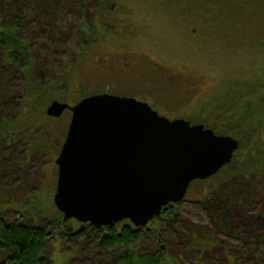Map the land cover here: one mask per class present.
Returning a JSON list of instances; mask_svg holds the SVG:
<instances>
[{
  "label": "rangeland",
  "instance_id": "374dc122",
  "mask_svg": "<svg viewBox=\"0 0 264 264\" xmlns=\"http://www.w3.org/2000/svg\"><path fill=\"white\" fill-rule=\"evenodd\" d=\"M40 1L36 7L39 22L55 21L48 14L52 8L55 15L57 11L65 13L80 30L77 27L39 30L27 22L20 31L28 39L35 62L37 89L32 97L27 95L23 99L25 76L16 66L5 65V72L0 73L7 77L9 93L3 98L0 113L9 130L26 126L24 135L38 132L39 139V142L34 138L25 140L20 135L0 140V214L6 220L49 223L48 218L57 210L53 202L56 187L53 167L56 176L55 159L66 136L71 112L66 110L57 118L47 115L46 109L55 98L74 105L88 94L102 92L106 84L116 85L117 93L166 106L159 111L171 119H202L219 128L241 122L229 131L236 139L242 137L244 144L232 163L239 168L244 162L264 160V0H108L114 8L109 17L101 15L96 32L92 33L96 40L85 47L78 44L81 28L90 29L91 26L87 27L90 16L105 0ZM15 2L0 0L1 21ZM10 22L9 19L4 25ZM123 52L127 60L135 63L134 72L114 73L116 70L109 68L116 69L121 60H113V56ZM253 141L260 149L258 155L255 147L250 150ZM252 172L246 174L242 169L228 173L230 176L222 174L224 181L219 190H228L234 197L249 191L262 192L264 174ZM210 183H191L185 199L173 204L185 220L212 224L213 203L209 198L205 204L197 202ZM27 201L28 204H23ZM23 205L29 210L21 214L18 209ZM248 205L253 210L257 206ZM241 223L242 216L236 214L228 238H243ZM152 245L147 240L140 249L151 251ZM79 246L71 240L55 238L46 255L52 264L67 261L85 264ZM160 246L166 247L164 242ZM3 258L0 253V264Z\"/></svg>",
  "mask_w": 264,
  "mask_h": 264
},
{
  "label": "water",
  "instance_id": "95a60500",
  "mask_svg": "<svg viewBox=\"0 0 264 264\" xmlns=\"http://www.w3.org/2000/svg\"><path fill=\"white\" fill-rule=\"evenodd\" d=\"M72 112L55 162L53 202L63 220L96 227L122 220L147 227L185 199L194 180L232 162L239 141L204 124L169 119L134 97L99 93L76 104L53 100L46 114Z\"/></svg>",
  "mask_w": 264,
  "mask_h": 264
},
{
  "label": "trees",
  "instance_id": "16d2710c",
  "mask_svg": "<svg viewBox=\"0 0 264 264\" xmlns=\"http://www.w3.org/2000/svg\"><path fill=\"white\" fill-rule=\"evenodd\" d=\"M21 1L22 4L20 0L16 2L19 8L17 12L22 15L18 22L25 17L26 0ZM12 10H6L3 21L0 18V73L5 72L3 68L5 65L16 66L25 76L24 95L32 97L37 88L34 80L35 62L28 39L21 35L20 30L4 25L12 17ZM92 19L90 16L87 27L92 25ZM94 32L95 27H90L89 30L81 28L82 47L95 42V35L92 34ZM7 85V77L0 74V112L3 98L9 93ZM245 118L240 121H244ZM4 119V115L0 113V140L15 137L16 134L9 130ZM185 119L190 120L192 124L203 123L216 134L223 135H230L229 131L241 123L219 128L206 124L202 119L199 121L187 117ZM37 134L38 132L33 134L30 139L34 138L39 142ZM241 138L238 139L239 146L235 154L244 146ZM255 144L256 141H253L250 150L255 147L258 155L260 149L257 148L258 145L254 146ZM263 161L260 158L252 164L244 162L239 168L235 167L232 161L212 177L192 182L193 184L211 182L202 190V197L197 200L205 204L209 198L213 203L210 206L211 225L185 220L183 215L175 210L173 204L164 206L161 215L152 220L147 227L135 226L130 220L96 227L89 222L82 223L75 219L63 220V214L58 210L48 218L49 223L44 224H28L21 219L8 221L0 214V253L4 254L1 264L6 261L13 264H52L46 253L50 242L61 237L80 245L79 254L85 264H264V190L256 193L249 191L239 197H234L228 190H219V185L224 181L221 179L222 174L230 176L228 173L234 174L242 169L246 174L253 173L252 171L264 174ZM256 165L258 167L253 169ZM212 179L215 181H211ZM250 203L257 204L254 210L248 207ZM23 204H28V201ZM27 209L23 205L22 209L18 210L24 214V211L29 210ZM236 214L242 216L241 227L244 236L241 240L228 238ZM147 240L153 244L154 248L151 251L140 249V245ZM162 242L166 247L160 246ZM174 246H177V250H173Z\"/></svg>",
  "mask_w": 264,
  "mask_h": 264
},
{
  "label": "flooded vegetation",
  "instance_id": "af4514ba",
  "mask_svg": "<svg viewBox=\"0 0 264 264\" xmlns=\"http://www.w3.org/2000/svg\"><path fill=\"white\" fill-rule=\"evenodd\" d=\"M40 1V0H39ZM42 2H45V3H47V0H41L40 1V3H42ZM20 3L22 4V1L20 0ZM25 6H24V9H25V17L23 18V19H21V21L20 22H18V20L20 19V17L22 16H20L19 14H21V13H18L17 12V10L19 9L17 6H16V2H15V6H14V8H13V13H12V17L10 18L11 19V22L8 24V27L9 28H14V29H18V30H22V29H24L25 28V26H26V23L28 22L29 23V26L31 27V28H33V29H39V30H41V29H51V28H57V29H64V28H66V27H68V28H74V27H77L78 25H76L75 23H70V19L69 18H67V16H66V14L65 13H59L58 14V11H57V15H55L54 14V11H53V9L52 8H49V11H48V14L49 15H51V16H54V22L53 21H48V22H46V23H41V22H39V18H38V13H40L39 12V9H37L36 7H38L39 6V2H38V0H26L25 2ZM101 5V6H100ZM33 6H34V8H33ZM52 7V6H51ZM18 8V9H17ZM114 8V5H110L109 3H108V0H105L104 2H102V3H99V8H98V10H96L95 11V13L92 15V25H91V27H97L96 25H97V23H99L98 21H100L101 19H100V17H101V15L104 13V14H106V16H108L109 17V12H110V10H112ZM21 9V8H20ZM35 9V10H34ZM24 20L26 21L25 23H24ZM48 20H50V17L48 18ZM67 22V23H66ZM102 24V23H101ZM103 25H105L106 26V28H108V25H106V24H103ZM104 27V26H103ZM79 30H80V27H77ZM79 37V36H78ZM78 44H80V40H78ZM30 46V45H29ZM123 47H126V46H123ZM30 48H31V46H30ZM122 53V52H121ZM121 53H116V55L115 56H113V60L115 59V58H117V61L118 60H121V62H120V65H118L117 66V68L116 69H113V68H109V70H116L114 73H125V72H127V71H132V72H134L133 70H132V68L134 67V65H135V63L134 62H132L131 61V59L130 60H127V54L125 53V52H123V54H121ZM129 56V55H128ZM150 67L152 68V69H156V66L155 65H150ZM19 70V69H18ZM19 71H21V70H19ZM105 90H103L102 92H97V93H91V94H88V95H86V96H89V95H93V94H99V93H109V94H115V95H119V96H127V97H134V98H136L137 100H139V101H143V102H147L153 109H155V110H157L161 115H163L159 110H161V108L163 107V109L166 107V106H164V105H161L160 103H156V104H154V102H151V101H148V100H146L145 98H140V97H136V96H134V95H130V94H121V93H117V92H115V89H117V87H116V85H113V84H111V86L109 85V84H106L105 85ZM262 90H264V85H262ZM25 94H26V92H25ZM26 96L25 95H23V99L25 98ZM85 97V96H84ZM83 98V97H82ZM54 100H58V101H61V100H59V99H57V98H55ZM53 101V100H52ZM61 102H65V101H61ZM77 103V102H76ZM75 103V104H76ZM69 104V103H68ZM70 105V104H69ZM249 108V107H248ZM251 109V108H250ZM67 110H69V109H67ZM66 111V110H65ZM64 111V112H65ZM63 112V113H64ZM71 112V111H70ZM63 115V114H62ZM61 115V116H62ZM61 116H59V117H61ZM71 116H72V112H71ZM165 116V115H164ZM59 117H57V118H59ZM166 117H168V116H166ZM169 118V117H168ZM174 118H178V117H173V119ZM169 119H171V118H169ZM185 119V118H184ZM190 121V120H189ZM190 123H191V121H190ZM192 124V123H191ZM193 124H203V123H193ZM204 126H205V124H204ZM206 128H209V127H206ZM25 129H27L26 128V126H23L22 128H21V130H17V131H14V133H16L15 134V137H20V135H22V137L25 139V140H27V139H30L31 138V136L30 135H28V136H25L24 135V131H25ZM13 132V131H12ZM215 132V131H214ZM223 135V134H222ZM66 137V136H65ZM64 140H65V138H64ZM64 140H63V142H64ZM38 141H39V139H38ZM239 141V140H238ZM62 145H63V143L60 145V147H59V151H58V153H57V157H58V155H59V153H60V150H61V147H62ZM56 157V158H57ZM234 157H235V153H234ZM56 160V159H55ZM233 160H234V158H233ZM232 160V161H233ZM55 164H56V162H55ZM56 176H55V169H54V167H53V173H52V175H53V182L55 181V178H56V185H57V177H58V166H57V164H56ZM55 190H56V187H55ZM55 193V192H54Z\"/></svg>",
  "mask_w": 264,
  "mask_h": 264
}]
</instances>
